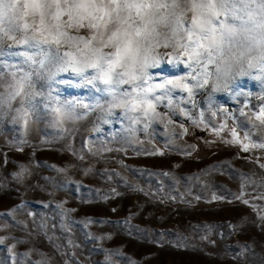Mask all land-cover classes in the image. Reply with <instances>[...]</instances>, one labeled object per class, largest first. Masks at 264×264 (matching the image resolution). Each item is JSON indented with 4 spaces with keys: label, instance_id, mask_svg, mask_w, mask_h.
<instances>
[{
    "label": "rangeland",
    "instance_id": "374dc122",
    "mask_svg": "<svg viewBox=\"0 0 264 264\" xmlns=\"http://www.w3.org/2000/svg\"><path fill=\"white\" fill-rule=\"evenodd\" d=\"M9 43L0 85L29 70ZM156 51L171 55L149 69V84L188 76L168 62L179 50ZM34 80L41 115L27 129L13 119L20 98L0 107V264H264V148L245 151L232 136L264 142L259 80L236 76L219 90L210 81L191 97L175 88L148 117L109 112L106 93L69 73L51 97L47 80ZM57 100L87 115L54 126Z\"/></svg>",
    "mask_w": 264,
    "mask_h": 264
},
{
    "label": "snow or ice",
    "instance_id": "6c2138e0",
    "mask_svg": "<svg viewBox=\"0 0 264 264\" xmlns=\"http://www.w3.org/2000/svg\"><path fill=\"white\" fill-rule=\"evenodd\" d=\"M6 40L11 42L7 47L23 49L13 55L23 57L29 70L20 68L19 76L13 72L11 82L0 85L5 87L0 107L12 109L20 98L13 119L25 129L41 115L35 97L43 93L35 91L34 78L47 80L51 97V85L61 73H69L77 87L91 85L106 93L109 112L123 108L145 117L156 114V102L175 88L191 97L194 88L213 81V90H219L236 76L252 77L264 86V0H0V44ZM160 47L179 50L168 62L185 64L187 77L149 84V69L171 55L156 51ZM56 103L50 108L54 126L87 115L77 114L76 102ZM253 116L264 125V107ZM232 136L245 151L264 148V142L243 144L235 131ZM244 139L251 137L245 133Z\"/></svg>",
    "mask_w": 264,
    "mask_h": 264
},
{
    "label": "trees",
    "instance_id": "16d2710c",
    "mask_svg": "<svg viewBox=\"0 0 264 264\" xmlns=\"http://www.w3.org/2000/svg\"><path fill=\"white\" fill-rule=\"evenodd\" d=\"M257 154H259V153H257ZM246 155L253 156V153L252 152H246Z\"/></svg>",
    "mask_w": 264,
    "mask_h": 264
}]
</instances>
